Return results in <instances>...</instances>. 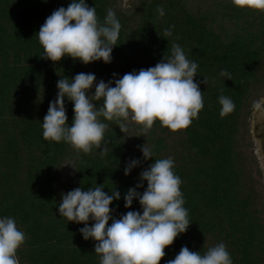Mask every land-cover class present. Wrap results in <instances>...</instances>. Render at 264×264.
I'll list each match as a JSON object with an SVG mask.
<instances>
[{"label":"trees","instance_id":"1","mask_svg":"<svg viewBox=\"0 0 264 264\" xmlns=\"http://www.w3.org/2000/svg\"><path fill=\"white\" fill-rule=\"evenodd\" d=\"M71 2L0 0V218H13L25 234L17 250L20 264H100L96 241L79 231L85 225L60 216L62 193L78 187L101 186L109 195L118 190L120 199L110 205L113 218L142 214L138 198L127 208L124 197L133 187L142 194L147 188V181L137 187L142 171L165 158L174 161L181 179L190 226L165 248L160 264L184 246L203 255L220 243L233 264H264V184L250 140L254 104L264 98V11L240 8L232 0H132L128 6L124 0H86L101 23L112 9L121 24L112 62L86 65L65 57L54 63L43 58L37 33L53 11ZM166 30L171 35L165 37ZM174 45L197 64L195 81L204 102L186 129L173 132L156 120L145 137L142 125L130 119L121 118L124 133L117 121L100 116L108 125L104 141L87 154L66 141L43 138V118L57 97L58 80L71 82L83 72L108 83L154 67L165 54L170 58ZM94 92L95 87L89 95ZM221 95L235 105L224 116ZM94 103L99 108L103 99ZM65 106L71 125L74 104L67 97ZM145 143L150 160L143 157ZM132 160L139 164L125 175Z\"/></svg>","mask_w":264,"mask_h":264},{"label":"clouds","instance_id":"2","mask_svg":"<svg viewBox=\"0 0 264 264\" xmlns=\"http://www.w3.org/2000/svg\"><path fill=\"white\" fill-rule=\"evenodd\" d=\"M232 2L240 8L264 11V0ZM158 11L164 15L162 7ZM120 30L121 24L112 9H108L101 23L95 7H90L86 0H72L67 8L53 11L37 34L44 49L43 58L55 63L71 57L87 65L100 60L112 62V51L117 45ZM169 35L171 32L166 30L165 37ZM172 53L170 58L165 54L154 67L126 73L108 83L103 80L96 83L94 74L83 72L71 78V82L61 78L57 82V97L43 118V138L46 141H66L77 151L87 154L93 146L101 148L104 141L108 125L100 122V116L108 121H117L124 133L127 125L122 119H130L142 125L145 135L140 136L145 137L156 120L173 132L186 129L204 107L202 91L195 81L198 66L186 58L179 45L173 46ZM220 75L231 79L226 71ZM201 82L207 84V77L204 76ZM93 87L95 92L89 95ZM65 97L74 104L71 125L68 124ZM101 99L103 104L97 108L94 101ZM219 102L222 105L221 116L234 110L235 105L229 98L221 95ZM254 116L258 123L264 125V101L254 104ZM141 150L145 160L153 158L146 143ZM106 151L104 147L102 154ZM137 164L138 160L130 161L125 167V175H129ZM173 167L171 158L155 159L149 168L142 171L141 183L137 185L143 187L142 182L147 181L146 190L141 194L136 187L128 189L124 197L125 207L131 208L133 200L138 198L142 214L140 211H128L114 219L110 205L120 199V192L115 190L109 195L104 187L97 186L87 190L78 187L62 193L60 216L85 225L79 231L85 240L96 241L94 251L101 257L100 264H160L166 255L165 248L173 245L190 226L187 209L183 207L181 179L174 174ZM90 220L94 221L91 225ZM110 220L112 223L109 225ZM24 242L25 234L18 229L15 220L0 218V264H20L17 250ZM167 264L233 262L226 246L220 243L203 255L184 246Z\"/></svg>","mask_w":264,"mask_h":264},{"label":"rangeland","instance_id":"3","mask_svg":"<svg viewBox=\"0 0 264 264\" xmlns=\"http://www.w3.org/2000/svg\"><path fill=\"white\" fill-rule=\"evenodd\" d=\"M132 0H124L125 5H129ZM264 101V98L261 100ZM252 149L258 159L259 175L264 184V125L257 122L254 111L250 118Z\"/></svg>","mask_w":264,"mask_h":264}]
</instances>
